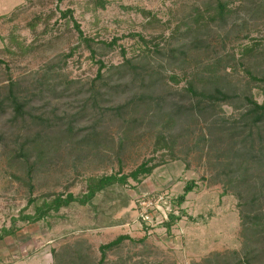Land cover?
Here are the masks:
<instances>
[{
    "label": "rangeland",
    "instance_id": "obj_1",
    "mask_svg": "<svg viewBox=\"0 0 264 264\" xmlns=\"http://www.w3.org/2000/svg\"><path fill=\"white\" fill-rule=\"evenodd\" d=\"M95 1L0 0V60L5 62L0 64V101L8 94L9 83L18 81L17 95L28 101L26 110L33 115L12 121L11 108L0 112V232L18 228L13 238L0 240V264H101L100 247L121 235L132 240L108 251L102 264H240L238 261L250 249L245 247L248 242L242 236L238 204L249 202L253 192L244 194L239 201L228 190L226 177L220 174L225 162L207 141L212 133L216 137L217 130L214 133L207 127L212 120H223L225 124L221 126L230 127L245 110L222 105L193 120H177L170 131L178 138L172 157L165 151L154 153L155 136L162 130L161 125L152 122L155 118L136 114V122L124 125L109 110L136 99L135 95L143 91L142 80L126 87L125 93L104 96L109 102H100L99 109H92L91 103L84 108L94 87L98 60L107 68L121 65L125 58L140 65L144 45L134 35L141 34L153 43L161 41V36L167 39L193 7L209 8L212 14L217 0H103L105 8ZM224 1L233 2L232 7L245 3ZM262 5L264 0H252L244 4L245 11L224 23L202 28V45L190 51L184 64L188 76L197 75L218 57L235 54L239 58L252 40L259 42L258 49H264V16L257 13ZM67 10L73 11L84 36L94 39L91 46L95 57L79 39L73 23L61 18L60 12ZM141 11L152 12L157 21L148 22ZM114 38L119 39L115 47L102 44ZM121 49H125V57ZM154 60V65L160 62L158 57ZM140 70L139 66L137 71ZM252 70L264 76V60L255 62ZM176 73L182 75L178 70ZM169 74L167 69L166 76ZM226 76L236 96H242L247 86L258 103L264 102V84L248 85L242 66L235 73L228 70ZM132 77L129 73L122 85ZM64 78L76 84L66 90L59 83ZM46 85L48 89H44ZM185 86V82L177 86L165 80L162 88L171 103L189 106L194 104L190 96H178ZM211 113L215 115L210 117ZM34 116L52 121V128H42ZM72 118L79 120L71 139L77 144L60 147L57 154L46 158L45 166H37L28 177L18 163L24 159H18L16 143L25 136L53 134L66 128L65 123ZM91 129L101 134L102 146L98 149L80 142ZM149 159H154L151 164L165 162L140 184L129 179L127 185L115 184L98 193L86 206L72 203L35 224L22 220L25 215H35L48 194L81 197L90 178L126 175ZM259 173L255 178L262 177ZM190 183H195L194 190L179 204V197ZM161 197L164 199L159 203ZM150 202L154 207L147 208L148 218L144 219ZM252 206L251 211L264 213V189ZM170 215L174 223L168 230L165 223ZM252 246L256 249L252 264H264V245Z\"/></svg>",
    "mask_w": 264,
    "mask_h": 264
},
{
    "label": "trees",
    "instance_id": "obj_2",
    "mask_svg": "<svg viewBox=\"0 0 264 264\" xmlns=\"http://www.w3.org/2000/svg\"><path fill=\"white\" fill-rule=\"evenodd\" d=\"M165 1V0H162ZM245 3H252V0H245ZM96 5L105 8L103 0L95 1ZM233 2H227L224 0H217L216 5L213 8V13L209 14V8L200 9L199 7H193L184 18L177 23L175 31L169 38L159 37L161 41L153 43V40H146L141 34H136L134 37H138L144 45L142 50L141 62L134 63L133 59H126L121 65H115L111 68H107L103 61L98 60V71L96 73L95 80L93 82V88L88 99H86L85 106L91 103L92 109H99L100 102L107 103V99H103L108 94L112 97L119 95V93H125V88L132 86L136 81L142 80L143 91L140 94H136L135 98L130 102L118 105L115 108L109 110L114 111V116L118 120L125 124H132L136 122L135 115L140 114L144 118H155L154 124L161 125L160 130L155 138L154 153L165 151L166 154L174 157L175 148L177 146L178 138L171 135L170 131L176 126L177 120L186 119L193 120L197 116H203V113L214 108L221 107L222 105L232 106L239 108V118L235 119L230 127L221 126L225 122L212 120V125L207 127L208 130L213 131L216 137L211 134L213 139H207L209 142V148L217 151L216 156L223 158L225 165L222 167L220 174L226 177V184L228 190H232V194L237 197L239 201L244 199V194H251L253 192L252 199L248 202H239L238 207L240 209V217L243 220V232L242 236L248 243L245 247L250 250L245 253V257L238 261L240 264H252L251 258H253L256 249L252 248L253 244L264 245V213H256L251 211L255 201H259V196L264 189V102L258 103L254 95L250 92V88L246 86L242 96H236L231 86L228 84L227 71L236 72L240 66L243 67V73L248 80L247 84L252 83L264 84V76H258L252 70V66L255 62L264 60V49H258L259 42L252 40L251 44L244 47L241 56L236 57L235 54L228 55L227 57H218L214 60V63L207 64L205 68L197 75L188 76L186 68L184 67L186 58L190 51L198 48L202 45L203 39L200 37L202 28H209L215 24L219 25L224 23L227 18L235 15L236 13L244 10V4L232 7ZM96 6V7H97ZM145 16L149 18L148 22H156L157 17L150 11H141ZM258 14L264 16V6ZM61 18L71 21L73 27L79 35V39L83 42L91 51L92 57H95L96 51L92 48L91 44L94 39L84 36V32L81 29L80 24L74 19L73 11H61ZM259 18V17H258ZM185 28L184 31L181 29ZM181 30V31H180ZM196 35V36H195ZM171 40H174L171 42ZM119 39L114 38L108 42L102 43L108 48H113L117 45ZM121 54L125 57V49H121ZM72 54H68L66 57H70ZM160 62L157 65L152 64L156 57ZM185 59V60H184ZM254 62V63H253ZM163 63H166L165 65ZM177 63V64H176ZM0 64H5L0 60ZM139 66L140 71H137ZM176 66V67H175ZM251 67V68H250ZM106 69V70H105ZM167 69L170 74L166 76ZM105 70V71H104ZM177 70L182 73L178 75ZM133 74L132 79L128 80L126 85H122L124 79ZM117 77V78H116ZM116 78V79H115ZM165 80H169L174 85L179 86L182 82H185L184 92L179 96L180 99H184L188 96L194 100V104L181 105L178 102L171 103L168 100V92L162 88ZM61 87L67 90L69 85L76 84L75 81L67 82L64 78L59 82ZM95 83V85H94ZM17 82H10L6 87L8 88V94L0 101V112H4L7 109H12L14 117L12 121L23 119L25 116H33L26 110L28 101L26 99H20L18 94L19 87ZM98 84V85H96ZM42 86H44L42 84ZM97 86V87H96ZM47 88V85L44 89ZM48 89V88H47ZM106 90L103 91V90ZM57 91V90H56ZM111 91V93H108ZM52 92H54L52 90ZM78 95L80 93H77ZM238 100V101H236ZM236 101V102H235ZM238 104V105H237ZM241 106V107H240ZM85 111V109H82ZM215 113H211L210 117H213ZM130 119H127L126 117ZM34 119L39 120V124L42 128H52L53 122H49L48 119L34 116ZM57 121V119H56ZM77 118H72L65 123L66 128L57 129L53 134H41L38 133L35 136H25L23 141L17 142L16 149H18V159L22 157L24 161L18 162L21 168H25V172L28 177L31 178L33 171L37 166H45L47 164V157H51L53 154H57L60 147L63 145H75L77 142H73L75 131L74 124L78 123ZM214 123V124H213ZM214 126V128H213ZM54 128H56L54 126ZM91 129L90 134L86 135L82 141H80L85 147L92 146L94 149H98L102 146L101 134ZM128 130L124 132L126 136ZM168 134V135H167ZM101 138V139H100ZM2 137H0V141ZM203 140V142H207ZM73 148L72 151H74ZM33 162H32V158ZM51 159V158H50ZM154 159L143 161L135 170L128 174L122 175L121 173L105 175L100 178H90L87 191L83 196L76 197L73 194H48L45 196V202L40 207H37L35 215H25L22 220L35 224L51 212H59L62 208L69 207L72 203H79L82 206H86L91 203L95 196L113 186L115 184L127 185L128 180L132 179L137 184H140L142 180L150 176L158 166L162 163H154ZM259 173L262 177L255 178L256 173ZM260 183V187L258 185ZM195 188V183L187 184L184 189V194L179 197V204H182L186 196L191 193ZM261 189V192L258 191ZM48 197H53L51 201H48ZM33 203V201H30ZM248 206L250 208L246 209ZM252 213L254 215H252ZM165 223V227L169 230L174 223L173 215ZM247 224H250L249 226ZM18 228L13 227L11 229H2L0 232V240H5L8 237H14L17 234ZM126 240L132 239L128 235H121L115 240L106 245L100 247L102 264L106 259V253L117 247H119ZM143 241V240H142Z\"/></svg>",
    "mask_w": 264,
    "mask_h": 264
},
{
    "label": "built area",
    "instance_id": "obj_3",
    "mask_svg": "<svg viewBox=\"0 0 264 264\" xmlns=\"http://www.w3.org/2000/svg\"><path fill=\"white\" fill-rule=\"evenodd\" d=\"M163 199H164L163 197L159 198V203H160V201H162ZM156 203H157V202H156ZM162 203H163V202H161V204H162ZM144 204L146 205V203H144ZM152 205H153V207H154V204H153L152 202H150L149 204L146 205L145 215H143V218H144V219H147V218H148V215H147L148 210H147V208L152 209V208H151ZM155 207L157 208V210H159V207L157 206V204H156Z\"/></svg>",
    "mask_w": 264,
    "mask_h": 264
}]
</instances>
